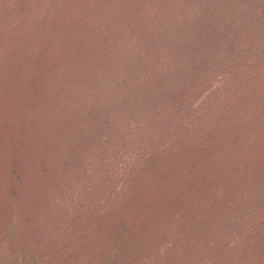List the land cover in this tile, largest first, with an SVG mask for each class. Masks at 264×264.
Listing matches in <instances>:
<instances>
[{"label": "trees", "instance_id": "16d2710c", "mask_svg": "<svg viewBox=\"0 0 264 264\" xmlns=\"http://www.w3.org/2000/svg\"><path fill=\"white\" fill-rule=\"evenodd\" d=\"M3 3L44 37L11 59L0 264H264V0Z\"/></svg>", "mask_w": 264, "mask_h": 264}, {"label": "rangeland", "instance_id": "374dc122", "mask_svg": "<svg viewBox=\"0 0 264 264\" xmlns=\"http://www.w3.org/2000/svg\"><path fill=\"white\" fill-rule=\"evenodd\" d=\"M3 2L4 0L0 1V7L6 6ZM37 7L42 9L39 3ZM42 13L43 11L37 12L32 10L31 13L26 12L24 16L17 17L16 14L12 16L10 10H7L3 16L4 20L0 21V33L5 31V33L7 32L9 35V38L6 39L7 42H4L3 38L0 37V129L1 127H5L8 131L17 132V135L23 134L24 129L28 130L31 123L30 121L33 120H28L26 115L31 113L35 103H32L29 97H27L28 84H20V82H18L15 84L16 87L14 89H9L12 87L13 72L17 70L14 65L17 63L12 62L11 59H21L25 55H31L33 49L41 45V40L44 36H41L38 32L39 27L32 34L30 33L34 27L32 25L34 19H42ZM19 20H21L22 23H20ZM49 22L51 23V19ZM6 24L12 25L7 29ZM46 30L50 32L49 28H46ZM4 48H6L5 53H3ZM18 63L20 62L18 61ZM4 92L5 95L1 98ZM31 135L34 134H28L26 136L28 137ZM165 144L175 152L174 139H167ZM4 165L5 157L0 155V167ZM169 242L167 240L168 245ZM165 245H162L161 248Z\"/></svg>", "mask_w": 264, "mask_h": 264}]
</instances>
